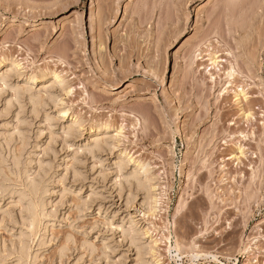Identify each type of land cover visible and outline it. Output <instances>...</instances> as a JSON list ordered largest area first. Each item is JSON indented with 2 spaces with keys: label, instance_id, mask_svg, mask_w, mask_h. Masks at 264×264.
<instances>
[{
  "label": "rangeland",
  "instance_id": "rangeland-1",
  "mask_svg": "<svg viewBox=\"0 0 264 264\" xmlns=\"http://www.w3.org/2000/svg\"><path fill=\"white\" fill-rule=\"evenodd\" d=\"M231 1L0 0V264H264V0Z\"/></svg>",
  "mask_w": 264,
  "mask_h": 264
},
{
  "label": "bare ground",
  "instance_id": "bare-ground-1",
  "mask_svg": "<svg viewBox=\"0 0 264 264\" xmlns=\"http://www.w3.org/2000/svg\"><path fill=\"white\" fill-rule=\"evenodd\" d=\"M231 1V0H230ZM232 2V1H231ZM228 3V2H227ZM226 2H225V4H227ZM138 6V5H137ZM226 6H228V4L226 5ZM139 7V6H138ZM138 7H137V9H138ZM229 8V7H228ZM142 11H143V9H142ZM135 13H138V14H141V12H140V10L138 11H134ZM114 13V12H113ZM144 14H145V12H143ZM210 16V15H209ZM232 17V16H231ZM142 18V17H141ZM209 18H211V16L209 17ZM141 21H145V20H141ZM232 21H233V19H232ZM142 22V23H143ZM230 24H231V22H230ZM230 27L231 26H233V24L232 25H229ZM229 27V28H230ZM232 28V27H231ZM211 34V32H209L208 33V36ZM209 37H207V39H208ZM210 39V38H209ZM208 39V40H209ZM211 40V39H210ZM264 41V40H263ZM209 43H210V41H209ZM263 46V45H262ZM132 53V52H131ZM216 55V54H215ZM214 55V53H213V55L211 56V60H212V64H214V66L217 64V62H218V60H217V57ZM198 56H199V54H197V58H198ZM3 62H5V58H3V59H1L0 60V63H3ZM194 63H195V60H194ZM7 66H11L10 67V71L11 70H14V72H16V74H19V76L20 75H24V73H23V71H21V70H23V66H22V64L20 63V62H18L17 60H14V59H12V60H10V63H9V65H7ZM19 71H21V72H19ZM12 74V73H11ZM11 74H8V75H6V74H4L3 75V78H4V80H6V81H8V79L10 78L9 77V75H11ZM49 75H51V83L49 84V85H47L46 87H45V89L47 88L49 91H51V94H49L48 96H49V100L50 101H52V102H55L56 100H57V97H56V95H54L52 92L55 90V85L56 84H58V83H62V82H65V78L63 77V75L60 73V72H58V71H56V70H53V71H47V70H45V71H35V73H32L28 78L29 79H31L32 81H36L37 79H40V78H45V77H47V76H49ZM229 75L230 76H233L234 75V72L231 70L230 71V73H229ZM211 80H214L215 79V77L212 75L211 76ZM13 87V86H12ZM60 88L61 89H63L64 88V85L62 86H60ZM17 95V94H16ZM29 101H30V103L32 104V110H36V107H37V105L38 104H40L39 102V100H38V97L37 96H34V95H30L29 96ZM39 101V102H38ZM37 110H38V108H37ZM62 113L64 114V115H68L67 114V111H65V110H62ZM47 116H48V114H47ZM68 116H70V115H68ZM71 120L72 121H74V123H80V121L78 120V117L77 116H75V115H72V117H71ZM66 134H71V130H72V127L71 126H68V127H66ZM102 129H104V130H107L108 129V126L107 125H105V126H103V128ZM119 133H117V135H118ZM116 135V136H117ZM116 136H112V137H116ZM100 140H99V138L97 139H95L94 140V144H93V148H99L100 147ZM129 160V165H130V162H133V164H134V167L132 168V170L131 171H129V173H128V175L127 176H125L124 177V181L126 182L125 184H127L126 186H135V188H137L136 190H142V191H144L145 190V202L147 203V204H153L154 203V197H153V194H154V188L152 187V183H153V177H152V174H151V169H150V166H149V164L145 161V160H143V159H141V158H136V157H134V156H128L127 157ZM125 165V164H124ZM129 165H125L126 167H128ZM125 166H123V164L120 166V170H123V169H125L126 167ZM125 167V168H124ZM129 168V167H128ZM121 184V183H120ZM124 184V185H125ZM122 186V185H121ZM128 186V187H129ZM28 188H29V190H30V194L32 195V198H36V200H38L39 198V195H40V193L43 191L42 190V187H41V185H40V183H36V181H34V180H31L30 182H29V184H28ZM131 188V187H130ZM44 189V188H43ZM42 194V193H41ZM131 194V193H130ZM30 195V196H31ZM25 196V195H24ZM41 196V195H40ZM28 197L29 196H27L26 198L28 199ZM131 197H133V196H130V198ZM134 198V197H133ZM24 199H25V197H24ZM29 201H30V199H28ZM27 200V201H28ZM34 200V199H33ZM32 199H31V202H30V206H28V204H27V206H28V210H29V217L30 216H32V219H31V222L33 223V225L38 221V218H39V216H40V212H39V203H38V201H33ZM42 201V200H41ZM155 204V203H154ZM30 220V219H29ZM126 235L130 238V240H131V243H133L134 245L136 244L137 245V243H141V239L139 238V234L137 233V231H136V229H135V227H133V226H131V227H129V228H127L126 229ZM171 245V244H170ZM142 247V246H141ZM141 247H138V250H140V248ZM198 255V254H197ZM200 256V255H199ZM199 256H196V257H199ZM216 256V255H215ZM213 258H214V256H213ZM216 258V257H215ZM143 262V261H142Z\"/></svg>",
  "mask_w": 264,
  "mask_h": 264
}]
</instances>
